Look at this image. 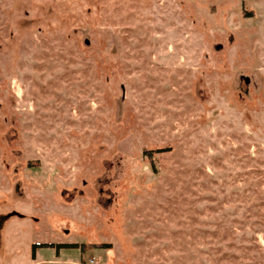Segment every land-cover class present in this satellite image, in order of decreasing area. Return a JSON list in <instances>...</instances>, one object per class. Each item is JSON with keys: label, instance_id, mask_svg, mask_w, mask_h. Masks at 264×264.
Masks as SVG:
<instances>
[{"label": "rangeland", "instance_id": "obj_1", "mask_svg": "<svg viewBox=\"0 0 264 264\" xmlns=\"http://www.w3.org/2000/svg\"><path fill=\"white\" fill-rule=\"evenodd\" d=\"M0 264H264V0H0Z\"/></svg>", "mask_w": 264, "mask_h": 264}, {"label": "water", "instance_id": "obj_2", "mask_svg": "<svg viewBox=\"0 0 264 264\" xmlns=\"http://www.w3.org/2000/svg\"><path fill=\"white\" fill-rule=\"evenodd\" d=\"M243 79H244V82H245V83L248 82V77H247V76H244ZM121 90H122V92H123L122 87H121ZM122 95H123V94H122ZM122 95H121V98H122Z\"/></svg>", "mask_w": 264, "mask_h": 264}, {"label": "trees", "instance_id": "obj_3", "mask_svg": "<svg viewBox=\"0 0 264 264\" xmlns=\"http://www.w3.org/2000/svg\"><path fill=\"white\" fill-rule=\"evenodd\" d=\"M59 245H63V244H59ZM64 245H67V246H70V245H72V244H70V243H65ZM33 246H35V244L33 243V244H31V248L33 249Z\"/></svg>", "mask_w": 264, "mask_h": 264}, {"label": "built area", "instance_id": "obj_4", "mask_svg": "<svg viewBox=\"0 0 264 264\" xmlns=\"http://www.w3.org/2000/svg\"><path fill=\"white\" fill-rule=\"evenodd\" d=\"M89 263H93V260L92 259H89Z\"/></svg>", "mask_w": 264, "mask_h": 264}]
</instances>
